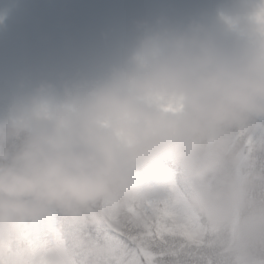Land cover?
I'll list each match as a JSON object with an SVG mask.
<instances>
[{"label": "clouds", "instance_id": "obj_1", "mask_svg": "<svg viewBox=\"0 0 264 264\" xmlns=\"http://www.w3.org/2000/svg\"><path fill=\"white\" fill-rule=\"evenodd\" d=\"M259 3L240 33L147 35L132 67L104 84L62 103L38 96L0 121V230L52 208L73 217L87 212L100 223L94 206L131 197L142 181L137 165L161 158L198 182L218 172L232 130L264 119ZM223 183L228 191L198 193L210 211L235 187Z\"/></svg>", "mask_w": 264, "mask_h": 264}, {"label": "water", "instance_id": "obj_2", "mask_svg": "<svg viewBox=\"0 0 264 264\" xmlns=\"http://www.w3.org/2000/svg\"><path fill=\"white\" fill-rule=\"evenodd\" d=\"M259 2L0 0V121L38 96L62 103L104 84L147 35L240 33Z\"/></svg>", "mask_w": 264, "mask_h": 264}, {"label": "trees", "instance_id": "obj_3", "mask_svg": "<svg viewBox=\"0 0 264 264\" xmlns=\"http://www.w3.org/2000/svg\"><path fill=\"white\" fill-rule=\"evenodd\" d=\"M264 127V123L255 121L251 125L242 126L236 133L232 132L229 142L230 151L225 157L222 167L215 174L224 176L226 182L232 183L235 174L233 154L244 152L249 156L246 167L247 176L245 181V201L247 205L243 207L241 216V226L246 233V240L260 258H264V137L250 140L247 133L252 128ZM165 166H161V165ZM182 165L168 158H161L149 165H143L138 170L142 177L141 183L150 178H156L161 175H177ZM179 183V181H177ZM223 190L228 191L226 187ZM194 193L188 192L191 204L195 212L202 217L203 223L208 230L207 217L202 211L200 202L195 199ZM150 199L149 196L132 194L131 197H119L111 200V214H119L122 218L126 216L128 207L136 202L142 204ZM102 200L94 206L93 212L103 215L100 223L92 221V215L85 212L82 216H70L63 211L53 208L56 212V226L62 234L66 243V252L69 259L74 260L77 264H96L97 260L107 253V249L91 238L90 230L105 226L107 216L103 213L101 206ZM26 218L19 227L12 231L10 241V260L9 264H31V250L35 238L31 234L30 228L40 219ZM73 218H77L74 222ZM212 235L208 230L205 242L193 240L187 236L183 243L185 246L181 249L179 261L180 264H209V258L213 264H219L225 259V255L231 245L230 228L224 227ZM175 264V262H173Z\"/></svg>", "mask_w": 264, "mask_h": 264}, {"label": "rangeland", "instance_id": "obj_4", "mask_svg": "<svg viewBox=\"0 0 264 264\" xmlns=\"http://www.w3.org/2000/svg\"><path fill=\"white\" fill-rule=\"evenodd\" d=\"M239 128L233 129L232 132L236 133ZM246 137L250 140L263 138L264 127L250 129ZM247 160H249V156L244 152L233 154L235 174L232 184L235 187L216 211H210L199 198L198 193L205 188L223 189L225 187L223 182H226L224 176L209 175L204 182H198L189 176L184 166L179 168L177 175H161L140 183L134 194L154 198L163 195L166 188L174 186L175 194L178 198L180 213L178 223L181 234L193 240L205 242L208 230L212 232V235H215L220 230L226 229L224 227L230 228L231 245L225 255V259L219 264H264V258H260L258 253L249 246L246 240V233H244L241 226L243 207L244 205L245 207L247 206L244 203L246 168L248 169L246 167ZM142 166L137 165V169ZM188 192L194 193L195 199L200 202L202 211L205 212L207 217L208 230L203 223L202 217L193 209L192 201L187 195ZM110 205V199H102L101 206L106 216L111 214ZM95 207H97V204ZM55 215V210L53 208L50 209L30 228L31 234L35 238L31 250V264H77L68 257L65 240L56 226ZM73 219L74 222H77V218ZM11 239V230H0V264H9ZM262 249L264 248L262 247ZM57 256L61 258L59 260L54 259ZM207 262L213 264L211 258Z\"/></svg>", "mask_w": 264, "mask_h": 264}, {"label": "snow or ice", "instance_id": "obj_5", "mask_svg": "<svg viewBox=\"0 0 264 264\" xmlns=\"http://www.w3.org/2000/svg\"><path fill=\"white\" fill-rule=\"evenodd\" d=\"M257 15L264 21V0H260ZM179 215L174 186L142 204L132 203L123 218L109 214L105 226L90 230L91 238L107 249L96 264H180L185 238Z\"/></svg>", "mask_w": 264, "mask_h": 264}]
</instances>
